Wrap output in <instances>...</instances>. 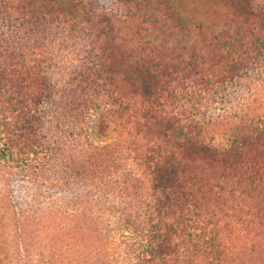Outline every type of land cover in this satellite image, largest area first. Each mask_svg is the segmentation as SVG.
<instances>
[{"label": "rangeland", "instance_id": "rangeland-1", "mask_svg": "<svg viewBox=\"0 0 264 264\" xmlns=\"http://www.w3.org/2000/svg\"><path fill=\"white\" fill-rule=\"evenodd\" d=\"M248 1L8 0L0 9V74L20 70L23 99L34 94L38 109L33 168L11 187L43 213L32 264H137L148 228L171 213L191 220L147 264H264V182L178 150L183 132L222 146L237 124L264 121V0ZM180 59L200 74L172 72ZM141 60L165 63L164 79L210 80L150 101Z\"/></svg>", "mask_w": 264, "mask_h": 264}, {"label": "trees", "instance_id": "trees-1", "mask_svg": "<svg viewBox=\"0 0 264 264\" xmlns=\"http://www.w3.org/2000/svg\"><path fill=\"white\" fill-rule=\"evenodd\" d=\"M243 2L250 3L248 0H243ZM8 3V0H0V9H6ZM258 53L264 59L263 49ZM19 61L17 60L15 64ZM179 61V67L172 66V72L175 74L181 72H188L194 76L200 74L194 64L185 59ZM141 63L146 71H152L150 73L152 83L148 82V84L147 81L141 80L140 89V94L150 101L158 99L162 94L168 97L182 96V91H187V83L188 85L190 82L209 83L210 80L208 77H200L198 81L189 80L185 84L184 82L178 83L179 81L172 75H166L164 79V74L159 68H166L165 63L158 62L152 67L148 62L144 63L141 60ZM130 67L134 75L137 68L135 65ZM0 75L3 78V83L0 85V264H32L28 250L29 240L33 233L34 236L41 238L39 224L43 213L35 211L29 203L16 199L11 187L13 175H16V172H24L26 169L33 168L29 153H35L34 141L38 139L35 128L38 115L37 102H35L34 94L28 99H23L24 74L20 70L12 68ZM237 76L240 75L237 74ZM189 77L192 76L184 74L181 79L185 81ZM235 129L230 141L222 146L204 141L200 131L197 130L179 132L183 136L180 139V147L177 146L180 148L178 150L188 152L189 155L199 160H215L222 167L234 170L245 181L264 182V121L261 124L252 122L237 124ZM170 162L172 174L182 172L181 163L174 157V153ZM163 168L164 165L155 164L153 166L150 171L153 179L158 180L162 177ZM34 173L35 178L43 176L36 171H29L28 174L33 175ZM156 199L162 206L160 198L157 196ZM171 214L154 222L148 228L147 245L144 251L137 256V264H147L155 259L160 260L167 249L173 250L176 247V239L180 236V232L185 230L191 218L182 214ZM191 234L187 232L188 237Z\"/></svg>", "mask_w": 264, "mask_h": 264}]
</instances>
